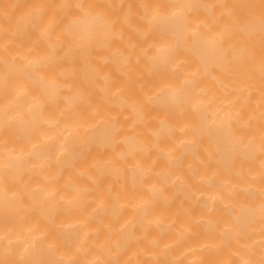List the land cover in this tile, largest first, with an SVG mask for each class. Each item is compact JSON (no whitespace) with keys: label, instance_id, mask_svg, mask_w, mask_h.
I'll return each mask as SVG.
<instances>
[{"label":"bare ground","instance_id":"6f19581e","mask_svg":"<svg viewBox=\"0 0 264 264\" xmlns=\"http://www.w3.org/2000/svg\"><path fill=\"white\" fill-rule=\"evenodd\" d=\"M0 264H264V0H0Z\"/></svg>","mask_w":264,"mask_h":264}]
</instances>
